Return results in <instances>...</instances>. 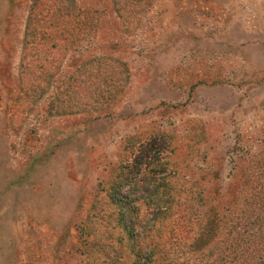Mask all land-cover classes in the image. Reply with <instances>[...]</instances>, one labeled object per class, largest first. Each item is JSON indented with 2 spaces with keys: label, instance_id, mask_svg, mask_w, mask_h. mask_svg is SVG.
Instances as JSON below:
<instances>
[{
  "label": "rangeland",
  "instance_id": "obj_1",
  "mask_svg": "<svg viewBox=\"0 0 264 264\" xmlns=\"http://www.w3.org/2000/svg\"><path fill=\"white\" fill-rule=\"evenodd\" d=\"M156 188L222 229L264 208V0H0V264H132Z\"/></svg>",
  "mask_w": 264,
  "mask_h": 264
},
{
  "label": "trees",
  "instance_id": "obj_2",
  "mask_svg": "<svg viewBox=\"0 0 264 264\" xmlns=\"http://www.w3.org/2000/svg\"><path fill=\"white\" fill-rule=\"evenodd\" d=\"M146 145L151 147L152 143L147 142ZM149 151L150 149L148 150L146 146L139 148L131 161L126 162L121 167L122 173L113 183V191L122 184L129 185L130 179L139 172L142 166L147 168L144 178L138 177V180L135 179L136 181L133 180L132 183L137 185L153 179L148 175L157 170H153V164L145 159H151L155 152L151 155ZM158 151H156V156L159 155ZM145 187L144 184L142 190ZM150 192L147 195L156 197L158 204L153 215L158 218L169 210V220L161 232L154 237L147 240V234L144 233V236L136 241V246L141 251L138 252L137 250L133 255L132 264H264V247L262 241H259V237L264 236L262 197L257 198L248 211L241 209L231 211L232 220L228 221L226 227L222 229L219 227L216 211L204 212L194 207L192 210L189 209L190 211L187 213V209L181 204L170 203H173L174 199L169 201L168 198L167 201H163V192L158 191V188ZM130 194H134V192L132 191ZM117 198L122 205L121 219H124L127 213H134L136 211L134 209H137L136 205L141 199L139 194L133 199L126 196H118ZM162 202L165 203L162 204ZM126 222L129 225H136L133 217ZM222 230L226 231L220 234ZM214 240L218 241L215 246V253H210L209 259L205 262H198L195 254L208 250L209 244Z\"/></svg>",
  "mask_w": 264,
  "mask_h": 264
}]
</instances>
